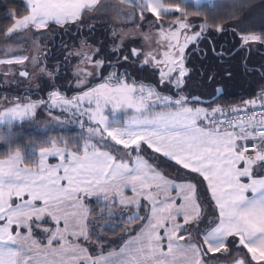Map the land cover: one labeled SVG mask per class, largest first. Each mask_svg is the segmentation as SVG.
Here are the masks:
<instances>
[{
    "label": "snow or ice",
    "instance_id": "snow-or-ice-1",
    "mask_svg": "<svg viewBox=\"0 0 264 264\" xmlns=\"http://www.w3.org/2000/svg\"><path fill=\"white\" fill-rule=\"evenodd\" d=\"M32 7L39 13L34 19L37 29L47 28L50 21L61 26L75 22L68 15H57L67 10L61 0H32ZM147 13L149 18H155L151 24L157 30V47L148 51L132 48L130 55L138 57L134 63L141 69L148 68L158 75L159 85L175 89L172 95L163 94L149 82L131 79L127 69L118 72L109 62L112 71L105 82L81 96L64 98L53 90L47 101L20 100L0 111V120L23 118L50 104L62 111H73L74 116L88 115L97 126L87 129V139L98 137L95 144L86 141L83 156L68 151L70 142L60 147L58 141L49 140L39 146L38 157L32 161L35 168L23 167L29 161L19 151L0 159V264H189L193 257L196 264H221L209 253L229 254L225 264H264V177L254 175L264 171V86L256 99L243 101V108H232L231 112L213 107L216 101L206 107L196 106L203 104L200 97L183 94L190 71L186 67V50L206 38L207 24L181 21L179 6L172 12L148 6ZM144 14L141 12V19ZM164 19L176 22L164 24ZM216 30L225 29L217 25ZM233 32L244 50L256 43L264 44V29L244 32L234 28ZM72 55L82 57L81 62L94 64L97 69L105 64L104 60H93L89 53ZM25 59L14 57L8 62L22 63ZM114 59L120 64L129 56L117 52ZM19 74L29 75L27 71ZM91 75L92 72L86 73ZM86 76L78 83H85ZM222 93L223 89L217 88V98ZM86 98L89 103L95 99V109L81 110L80 104ZM101 98L105 104H112L114 113L118 108H129L138 115L123 123L109 124L102 113ZM242 112L246 115L241 116ZM249 147L252 153L248 152ZM155 154L179 166L175 180L154 165L158 159ZM49 156L59 157L62 165L45 168ZM242 178H247V182ZM61 180H66L68 186H62ZM205 183L215 205L211 218L199 189ZM125 189H130L132 195H125ZM13 196L17 198L15 203ZM89 196L101 201L96 221L112 219L117 206L127 223L144 221L136 235L123 238L124 245L118 252L89 256L86 248L75 243L81 238L91 240L96 232L93 220L87 219L92 211L82 202ZM140 198L151 204L148 217L138 214ZM67 207L83 209L71 214L79 216L81 224L77 225L75 219L70 222ZM124 209H128L126 218ZM48 219L56 225L63 220L64 224L49 228ZM36 228L46 233V244L33 238ZM70 228L72 242L67 241L66 235ZM21 229L27 235H22ZM96 239L103 243L99 236ZM162 241L166 242V252L161 251ZM54 243L60 247H53ZM232 252L236 254L231 255ZM40 254L61 259L41 260Z\"/></svg>",
    "mask_w": 264,
    "mask_h": 264
},
{
    "label": "rangeland",
    "instance_id": "rangeland-1",
    "mask_svg": "<svg viewBox=\"0 0 264 264\" xmlns=\"http://www.w3.org/2000/svg\"><path fill=\"white\" fill-rule=\"evenodd\" d=\"M183 1H192L197 4L196 0ZM205 1L210 2L212 0H200V3ZM26 5L29 8V12L25 16L17 18L13 25L6 31L7 39L0 41V86L2 85L0 87V91H4L0 92V111L11 107L14 102H18L20 100L42 99L47 101L51 91L53 90H50V92H46V90L50 89L52 85L55 84L56 80V83H58L63 90H55L58 91L64 98L81 96L84 91H89L91 88L98 87L101 83L105 82L111 72L109 62L112 64L116 63L113 57L117 55V52L129 56V60L123 62L127 64L128 69H130L132 72L133 77L131 79L149 82L156 86L157 89L162 93H166V91L170 89V87L159 85L158 75L154 71L148 68L141 69L140 65L134 63L138 57H132L130 52L132 48L148 51L157 47L155 44L157 39V30L151 24L152 20L155 18H149V14L147 13L148 6H152L156 11L163 9L165 11L172 12L178 5L166 4L163 0H99L94 6L86 8L80 17L75 20V22H69L66 28H68L70 31H75L78 26H83L80 29L81 32H98L100 30L102 31L101 36H104L103 34L108 35L113 45L109 46V48L106 46V44L103 46L99 38L100 35L94 39V44H88L86 41H80L77 37H75V41H73L71 45L69 43L63 45L64 52L57 58H54L55 60L52 58H47V52L50 51V48L49 42L46 41L47 39H45V36H50V34L47 33L50 26L49 24L54 22L50 21L47 28L37 29L33 20L35 19V16L39 15V13L33 15L32 20V18H29L31 9L27 2ZM179 8L180 11H182V7L179 6ZM141 12L145 13L144 19H141ZM262 16L264 17V14ZM179 19L181 21L193 22L189 18ZM162 22L164 24H173L176 21L164 19ZM100 27L102 28L100 29ZM89 35L90 34H83L81 38H89ZM224 37H226L227 40L231 38L233 40L232 43H234V38H236L235 34L233 33L231 35H225ZM260 45L261 44L259 43L253 44L251 46L252 51L254 52L261 49ZM192 47L193 45L189 46V48L186 50V54L187 51ZM111 49H113V52L110 53ZM76 52L81 53V55H84L85 53L92 54L93 60H104L105 64L103 67L97 69L94 64H89L87 61L81 62L82 57L72 55V53ZM244 54L245 52H242V56ZM63 55L65 58H63ZM14 57H25L26 59L22 63L15 61L8 62ZM241 58L242 57L238 56V58H234V60H242ZM249 63L255 64L256 61L251 60ZM126 64L124 65L126 66ZM226 64L229 63L226 62ZM119 65L120 68L123 67L122 62H120ZM240 68L245 72L247 71L242 64L240 65ZM20 71H27L29 75L21 76L19 74ZM59 71H62L63 73L58 74ZM49 72L53 73V76H48ZM87 72H92L93 75L86 76ZM85 76L86 82L83 84L78 83V80L84 78ZM217 88H221V86H218ZM39 89L42 91V93H30ZM73 90L75 93H71ZM214 92V85H210L209 89L200 90L198 94L202 99H209L208 97H210ZM258 93H260V91ZM183 94L188 97L190 95V93H185L184 90ZM101 105L102 113L108 117L109 124L123 123L125 120L130 119L133 115H138L135 113L134 109L129 108H118L114 113L112 104H105L103 102V98H101ZM207 105L208 104L206 103H197L196 106L206 107ZM212 106L221 107L219 104H214ZM95 107L96 104L94 98L92 99L91 103H89V98H86L80 104L81 110L95 109ZM50 112L51 114H49ZM54 117H61V119L57 120L54 119ZM23 121H28L31 127L43 131L62 130L64 132H69L76 130V134H70L67 136H64L63 134L59 135L58 141L60 142L58 143H61L59 146L63 147L64 142L77 141L75 140L74 135L82 138L83 142L81 144L80 151H77L72 147H69L68 149V151L75 152L80 156H83L84 154L86 141L88 144H95L96 140L98 139V137H93L90 140L87 139L89 136L87 129L89 127L97 126L93 121L89 120L88 115L81 116L79 113H77L74 116L73 111H62L61 108H53L50 104L47 108H38L31 116L23 118L4 117L3 120H0V125ZM82 124L83 127H81ZM107 142L110 145H114L113 141L108 140ZM115 147L122 148V145H115ZM16 151L10 154H14ZM148 151L151 153L150 149ZM19 152L22 157H26L22 151ZM38 152L39 149H36L35 159L38 157ZM7 156L0 157V159H6ZM62 163L63 162L59 159V157L49 156L45 160L44 166L45 168H48L49 166L57 167L61 166ZM154 165L161 173L165 175L159 163L154 161ZM23 167L35 168L36 165L35 163L24 164ZM59 175H63V167L60 168ZM60 184L65 187L68 186L66 180H61ZM24 198L27 199V195H25ZM86 198L90 205L89 208L92 211V216L88 217V219L93 220L92 227L96 229L95 235H93L92 239L97 242L96 236L104 239L107 233L106 230H113L116 222L113 220V218L103 221H96L94 217L100 213L99 205L101 201L97 200L95 196H89ZM12 200L14 203L17 202V198L15 196H13ZM92 204H94V208ZM141 208L146 210L145 215ZM141 208L138 213L141 217L150 216V203L148 201L143 200L141 203ZM113 212L115 213V218H117L119 221L122 220V212L119 206L115 207ZM127 215L128 209H124L123 217L126 218ZM102 225L104 226L103 228H101ZM124 227L129 231H124L122 236L118 238L108 240L107 244L109 246L113 245L115 246L114 248L121 246L125 241L123 238L135 235L140 228L133 225H125ZM76 242L90 247L89 240H77L75 243ZM182 242L184 243V241ZM100 245V248H102L104 243H100ZM89 249L92 252L94 251L91 248ZM99 252L103 251L99 250ZM212 259L215 260L214 258ZM219 261L221 264H225L226 259H221Z\"/></svg>",
    "mask_w": 264,
    "mask_h": 264
},
{
    "label": "trees",
    "instance_id": "trees-1",
    "mask_svg": "<svg viewBox=\"0 0 264 264\" xmlns=\"http://www.w3.org/2000/svg\"><path fill=\"white\" fill-rule=\"evenodd\" d=\"M166 4L178 5L182 7L179 18H189L196 24L205 23L208 30L204 33L206 38L202 39L198 46H193L187 51L186 67L190 70L189 75L186 77V83L183 88L185 93H190L189 97L199 96L200 90L209 89L210 85H214V94L216 89L221 86L223 93L215 100L216 103L221 105V108H230L235 105L243 104V101L257 98L260 94L261 87L264 86V44H261V49L252 51V47L244 50L240 47V41L233 29L241 30L244 32L256 31L259 32L264 29V0H212L205 1L200 4H195L192 1L183 0H163ZM29 12L25 0H0V41L7 39L6 31L13 25L17 18L25 16ZM173 20V19H168ZM48 32L49 37L45 36L46 41L49 42L50 51L47 52V58H57L64 52L63 45L72 44L75 37L78 40L86 41L88 44H94V39L100 35V41L104 46L105 41H108V47L111 46V41L108 35L103 34L102 31L98 32H81L83 26H78L75 31H70L66 25H57L55 23L49 24ZM220 25L225 29L224 31H217L216 26ZM102 27H100L101 29ZM92 31V30H91ZM235 34L234 43L232 39L227 40L225 35ZM83 34H90L89 38H81ZM78 43V41H77ZM53 51V52H52ZM242 52L245 54L242 56ZM111 53V51H110ZM241 54V55H240ZM242 57V60H234V58ZM63 58L65 56L63 55ZM114 58V57H113ZM251 60H255V64H250ZM123 67L119 72L127 69L130 78L133 77L132 72L128 69L127 64L121 61ZM229 63V64H226ZM60 63V62H59ZM126 64V66L124 65ZM243 65L247 70L246 72L240 68ZM63 73L59 71L58 74ZM57 82V80H56ZM52 85L50 90H63L61 86L56 83ZM2 86V85H1ZM0 86V87H1ZM227 90H226V89ZM4 92V91H0ZM174 89L170 88L166 93H174ZM30 93L39 94L42 91L35 90ZM211 95V96H212ZM208 97V98H211ZM213 97V96H212ZM19 98V97H15ZM209 104V103H206ZM212 104V105H214ZM76 130L64 132L62 130H38L31 127L28 121L11 122L0 125V157H6L10 153L19 150L22 151L26 157L25 160L29 161L26 164H34L32 161L36 157V149L39 146L46 144L49 140L58 141V136L76 134ZM76 142H70V147L75 150H81L83 139L74 135ZM60 142V141H58ZM61 144V143H58ZM47 146V145H45ZM158 159L156 163L160 164L161 169L166 176L175 180L177 177V169L179 166L175 165L174 161H169L159 154H155ZM180 171H184L181 169ZM262 171H257L254 174L260 175ZM195 176L196 174H192ZM198 180L202 179L197 177ZM201 192V200H206L205 211L209 214L208 218L215 212L214 202L211 200V194L207 189V185H199ZM93 203V202H92ZM211 205V207L209 206ZM93 208L95 207L92 204ZM146 214V210L141 208ZM116 222L113 230H106V237L103 240L104 246L100 248V242L94 239L90 241V248L93 253H98L99 250L105 252L111 250L115 246L108 245V240L115 239L124 233L121 229L126 226L140 227L144 221H137L133 224L126 222V219L118 220L113 217ZM246 251V250H245ZM235 252H232L234 254ZM236 254V253H235ZM234 254V255H235ZM229 254L222 253H209V256L215 260L218 258L226 259ZM206 259L208 257H205ZM250 259V254H249ZM255 264V262H253Z\"/></svg>",
    "mask_w": 264,
    "mask_h": 264
},
{
    "label": "crops",
    "instance_id": "crops-1",
    "mask_svg": "<svg viewBox=\"0 0 264 264\" xmlns=\"http://www.w3.org/2000/svg\"><path fill=\"white\" fill-rule=\"evenodd\" d=\"M99 0H61L62 3H64L66 6H67V10L65 12H58L57 15L59 16H64V15H68V18H72L74 20H76L78 17H80V15L82 14V12L86 9V8H89V7H92L94 6ZM26 2L28 3L30 9H31V13H30V16L29 18H32L33 15L37 14V12L33 9L32 7V0H26ZM80 4V5H79ZM82 4V5H81ZM29 20V19H28ZM33 20V18H32ZM30 21V20H29ZM34 21V20H33ZM241 167H243V164L241 163L240 165ZM163 174V173H162ZM256 175V174H254ZM257 177H264V171H262V173L260 175H256ZM244 180V182H247V178H242ZM65 183V182H64ZM154 190V189H153ZM124 193L125 195L127 196H131L132 193L130 191V189H125L124 190ZM175 193V190H173V194ZM247 195L250 197L252 194L249 192L247 193ZM163 197H160V199H162ZM144 199L143 198H140V201L142 203ZM84 203H86L89 207V203H88V200L87 198H84L83 201ZM37 203H41V202H37ZM69 204L72 203V201H69L68 202ZM150 209H151V204H150ZM65 211L70 214V222L72 220L75 219V222L76 224H81L83 221L82 219H80L79 216H77L76 218L71 216L72 213H75V212H83V209L81 208H76V207H67L65 209ZM149 215H151V211H149ZM88 219V217H87ZM64 224V221L61 220L60 224L59 225H56L54 222H52L50 219L47 220V226L49 228H61ZM14 230H15V226H13ZM71 228L69 229V233L66 234L67 235V241L68 242H71L73 240V237L70 235V232H71ZM163 230H161V233H162ZM21 233L22 235H27V232L26 230H23L21 229ZM137 234V233H136ZM135 234V235H136ZM46 233H44L40 228H36L34 229V232H33V238L35 239H39V240H42L44 244H46V241L43 240V238L45 237ZM134 236V235H133ZM77 240H80V241H83L84 239H77ZM75 240V241H77ZM125 242V241H124ZM65 241H61V244H64ZM77 244L81 245L80 243L76 242ZM162 248H161V251H167V246H166V242L165 241H162ZM181 244H183L182 241H180ZM124 245V243L121 245V246H118L117 248H114V249H111V250H108V251H105V252H98V253H93L88 247L87 245H81L82 247L86 248L87 249V255L89 256H96V255H99V254H103V255H107L109 252H118L119 249ZM53 247L55 248H59L60 245L59 244H53ZM39 259L41 260H44V259H48V260H52V259H55V260H60L61 257L60 256H56V257H47L46 254H40L38 256ZM206 259V258H205ZM189 264H196V258L193 257L190 259L189 261Z\"/></svg>",
    "mask_w": 264,
    "mask_h": 264
},
{
    "label": "built area",
    "instance_id": "built-area-1",
    "mask_svg": "<svg viewBox=\"0 0 264 264\" xmlns=\"http://www.w3.org/2000/svg\"><path fill=\"white\" fill-rule=\"evenodd\" d=\"M236 107L243 108L244 105H243V104L236 105V106H233V107H230V108H226V110H228V112H231V109H232V108H236ZM240 115H241V116H244V115H246V113H243V112H242ZM248 143L251 144V141H249ZM248 152H249V153H252V152H253V149H252L251 147H249Z\"/></svg>",
    "mask_w": 264,
    "mask_h": 264
},
{
    "label": "flooded vegetation",
    "instance_id": "flooded-vegetation-1",
    "mask_svg": "<svg viewBox=\"0 0 264 264\" xmlns=\"http://www.w3.org/2000/svg\"><path fill=\"white\" fill-rule=\"evenodd\" d=\"M105 44H106V46H108V44H109V42L108 41H105ZM113 44H111V46H112ZM109 48V47H108ZM107 48V49H108ZM111 52H113V49H111ZM115 60V59H114ZM113 66H115L116 68H117V71L119 72V64H117V63H113L112 64ZM111 68V67H110ZM111 71H112V68H111ZM58 91H61V90H58ZM174 91H175V89H174ZM71 93H75V91L73 90ZM163 94H166V95H172L173 93H163Z\"/></svg>",
    "mask_w": 264,
    "mask_h": 264
},
{
    "label": "water",
    "instance_id": "water-1",
    "mask_svg": "<svg viewBox=\"0 0 264 264\" xmlns=\"http://www.w3.org/2000/svg\"><path fill=\"white\" fill-rule=\"evenodd\" d=\"M193 97H197V96H193ZM217 99L218 98H217L216 94L213 97L209 98V99H202L201 98V100L203 101V103H210V102L215 101Z\"/></svg>",
    "mask_w": 264,
    "mask_h": 264
}]
</instances>
